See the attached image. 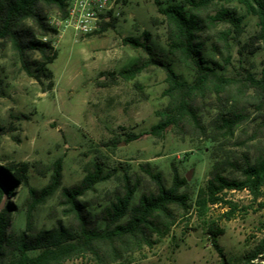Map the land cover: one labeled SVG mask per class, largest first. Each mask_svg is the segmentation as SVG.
<instances>
[{"label":"rangeland","instance_id":"rangeland-1","mask_svg":"<svg viewBox=\"0 0 264 264\" xmlns=\"http://www.w3.org/2000/svg\"><path fill=\"white\" fill-rule=\"evenodd\" d=\"M173 1L159 0L161 7ZM226 8L243 18V33L237 36L230 25H219L205 35L206 54L218 63L219 72L229 78L243 80L248 75L260 78L264 51L252 54L253 50L245 47L258 32V21L237 3ZM56 16L54 11L50 17ZM228 31L225 43L218 34ZM59 32L53 39L56 58L49 65L54 86L46 92L21 71L9 48H0V164H30L33 188L40 190L48 183V177L39 174L35 164L50 165L62 159V185L72 187L83 180L88 163L99 161L114 177L98 184L81 199L97 213V209L107 204L108 196L119 188L125 172L143 176L141 166L151 164L163 174L167 185L172 183L174 169L181 178L187 179L190 174L187 182L194 201L198 191L205 188L215 165L224 176L239 177L236 164L244 165L246 157H254L245 144L264 142L262 138L252 137L264 123V101L256 98L253 89L247 95L249 119L234 137H212L210 130L206 136L186 137L169 131L164 139L148 134L158 121L155 111L167 102L162 95L166 88L165 73L150 68L131 82L118 77L112 79L109 74H116L145 57L142 50L123 44L126 37L141 38L147 32L151 35L150 44L167 55L166 26L155 0H126L121 18L112 27L102 28L92 36L81 37L72 28ZM172 63L184 79L192 81L191 71ZM219 107L214 97L207 100L201 113L206 124ZM124 132L144 135L127 145L113 146L111 140ZM26 198L27 190L20 187L10 199L16 210L11 215L9 232L25 229L22 205ZM229 199L240 208L246 207V211L237 213L231 220L224 217L227 209L221 207H212L203 219L194 212L179 215L172 233L153 249L132 255V264H222L203 220L214 221L225 230L219 244L226 259L231 264L240 262L263 237L260 225L264 222V198L253 202L247 192H236L229 194ZM57 202L56 195L37 208L35 233L48 231L59 221L67 223ZM257 262L264 264V258ZM66 264L91 263L90 259L80 258Z\"/></svg>","mask_w":264,"mask_h":264},{"label":"trees","instance_id":"trees-1","mask_svg":"<svg viewBox=\"0 0 264 264\" xmlns=\"http://www.w3.org/2000/svg\"><path fill=\"white\" fill-rule=\"evenodd\" d=\"M155 3L164 17L167 55L150 44L151 35L147 32L141 38L126 37L123 44L136 51L142 50L145 57L109 76L131 82L150 68L165 73L166 88L162 95L167 102L155 111L158 121L148 133L154 138L164 139L169 131L180 137L206 136L209 130L212 137H234L249 119L247 95L250 90L264 101V68L260 78L248 75L237 80L221 74L218 63L206 54L205 35L221 24H228L240 36L243 18L226 8L237 3L258 21V32L245 47L251 48L252 54L264 51V0H174L166 7H161L159 0ZM65 8L63 0H0V48H9L21 71L36 80L44 92L54 86L49 65L56 58L53 39L60 33L50 24V16L55 11L65 17ZM113 25L105 24L102 28ZM229 33L220 32L218 37L226 43ZM172 62L191 71L192 81L184 79ZM45 81H48L47 86ZM135 86L141 89L140 84ZM213 97L220 107L206 124L201 113L207 100ZM258 129L253 139L264 140V123ZM143 135L124 132L115 136L111 143L116 147L122 143L127 145ZM245 146L254 157H246L244 165L236 164L240 176L228 178L215 165L205 188L198 191L194 201L187 179L181 178L176 169L171 185H167L161 172L145 164L141 166L143 176L124 173L119 188L108 196L107 204L97 209V213L81 199L98 184L114 177L113 172H106L103 163H88L83 180L72 187L62 185V159L50 165L35 164L36 171L48 177L47 185L40 190L31 186L30 164H0V203L4 195L7 196L0 212V264H66L80 258L90 259L91 264H132V255L153 249L172 233L179 215L188 216L194 212L203 219L212 207H221L227 209L224 217L231 220L247 208H240L229 199V194L247 192L253 202L264 198V142ZM20 187L27 190L22 205L25 229L9 232L11 215L16 210L10 199ZM56 195L57 208L61 209L67 223L59 221L52 229L35 233L37 208ZM203 222L222 264H231L219 244L225 230L214 221ZM260 233L263 237L255 248L237 264H263L257 261L264 258V222L260 225Z\"/></svg>","mask_w":264,"mask_h":264},{"label":"built area","instance_id":"built-area-1","mask_svg":"<svg viewBox=\"0 0 264 264\" xmlns=\"http://www.w3.org/2000/svg\"><path fill=\"white\" fill-rule=\"evenodd\" d=\"M65 17L60 13L50 20L57 30L72 28L77 35L89 37L96 34L105 24L117 22L126 0H63Z\"/></svg>","mask_w":264,"mask_h":264},{"label":"water","instance_id":"water-1","mask_svg":"<svg viewBox=\"0 0 264 264\" xmlns=\"http://www.w3.org/2000/svg\"><path fill=\"white\" fill-rule=\"evenodd\" d=\"M187 179L188 180L190 179V174H188ZM6 202H7V196L4 195V197H3V199H2V201L0 203V212L3 211V209H4L5 205H6Z\"/></svg>","mask_w":264,"mask_h":264}]
</instances>
